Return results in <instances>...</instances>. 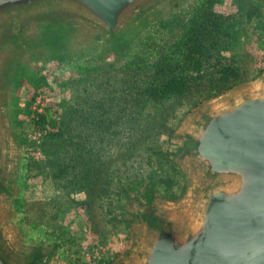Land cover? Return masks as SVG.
I'll return each mask as SVG.
<instances>
[{"label":"rangeland","instance_id":"obj_1","mask_svg":"<svg viewBox=\"0 0 264 264\" xmlns=\"http://www.w3.org/2000/svg\"><path fill=\"white\" fill-rule=\"evenodd\" d=\"M79 20L46 17L59 30L12 55L6 215L16 242L50 250V264H121L141 220L189 205V123L263 88L264 0H152L115 35ZM173 75L192 85L165 93Z\"/></svg>","mask_w":264,"mask_h":264},{"label":"water","instance_id":"obj_2","mask_svg":"<svg viewBox=\"0 0 264 264\" xmlns=\"http://www.w3.org/2000/svg\"><path fill=\"white\" fill-rule=\"evenodd\" d=\"M150 1L0 0V264L52 259L50 250L17 243L6 215L16 154L9 125L12 55L46 44L45 30H59L46 26V17L69 13L85 22L80 27L115 35ZM185 132L180 159L197 183L189 205L182 213L158 208L156 217L141 220L137 248L121 264H264V86L245 89Z\"/></svg>","mask_w":264,"mask_h":264},{"label":"trees","instance_id":"obj_3","mask_svg":"<svg viewBox=\"0 0 264 264\" xmlns=\"http://www.w3.org/2000/svg\"><path fill=\"white\" fill-rule=\"evenodd\" d=\"M226 68L229 69V72L231 73L232 71H234L233 69L235 67L229 64L228 66H226ZM163 85L165 93L178 94L192 85V79L190 77L182 75H173L166 82H164Z\"/></svg>","mask_w":264,"mask_h":264}]
</instances>
